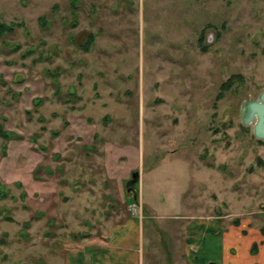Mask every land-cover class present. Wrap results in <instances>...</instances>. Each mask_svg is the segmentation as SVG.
Segmentation results:
<instances>
[{"label": "rangeland", "instance_id": "1", "mask_svg": "<svg viewBox=\"0 0 264 264\" xmlns=\"http://www.w3.org/2000/svg\"><path fill=\"white\" fill-rule=\"evenodd\" d=\"M263 90L264 0H0V264H63L139 207L155 264L198 212L264 233Z\"/></svg>", "mask_w": 264, "mask_h": 264}, {"label": "crops", "instance_id": "2", "mask_svg": "<svg viewBox=\"0 0 264 264\" xmlns=\"http://www.w3.org/2000/svg\"><path fill=\"white\" fill-rule=\"evenodd\" d=\"M140 190L137 199L140 197L143 205L148 201L144 202V191ZM194 216L195 213L193 219ZM145 219L139 207V213L109 229L105 245L69 252L63 264H155V240L151 229L146 235ZM196 219L198 227L193 238H186L181 244L183 251L176 253L178 257L171 264H264V233L252 236L250 220L230 226L223 216L202 212H198Z\"/></svg>", "mask_w": 264, "mask_h": 264}, {"label": "water", "instance_id": "3", "mask_svg": "<svg viewBox=\"0 0 264 264\" xmlns=\"http://www.w3.org/2000/svg\"><path fill=\"white\" fill-rule=\"evenodd\" d=\"M241 119L244 125H253V133L256 138L264 140V90L254 98L246 100L241 110ZM139 172L133 174L129 184L137 182ZM133 192L134 199L137 200L138 192L130 187L129 192Z\"/></svg>", "mask_w": 264, "mask_h": 264}, {"label": "trees", "instance_id": "4", "mask_svg": "<svg viewBox=\"0 0 264 264\" xmlns=\"http://www.w3.org/2000/svg\"><path fill=\"white\" fill-rule=\"evenodd\" d=\"M254 250H256V248H253Z\"/></svg>", "mask_w": 264, "mask_h": 264}]
</instances>
